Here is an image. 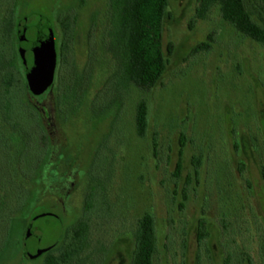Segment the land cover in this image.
Instances as JSON below:
<instances>
[{"label": "rangeland", "instance_id": "obj_1", "mask_svg": "<svg viewBox=\"0 0 264 264\" xmlns=\"http://www.w3.org/2000/svg\"><path fill=\"white\" fill-rule=\"evenodd\" d=\"M23 1L19 12L51 24L56 66L42 93L26 94L46 110L40 121L47 147L40 159L33 141L30 153L10 166L21 176L32 156L40 159L32 179L23 181L27 202L0 222V264H43L44 256L27 255L61 251L63 234L78 218L89 228L80 264H131L136 221L146 212L155 220L153 264H223L226 257L229 264H264V46L238 33L217 6L196 19L197 0H168L160 80L111 98L107 84L117 64L105 33L107 0ZM243 1L264 28L260 0ZM71 13L77 22L68 41L57 19ZM202 41L210 47L193 52ZM45 81L28 79L34 87ZM140 99L148 105L144 137L134 124ZM6 127L0 120V141L11 158L21 150L13 144L28 146L32 131L13 140L17 131ZM180 141L182 166L175 171ZM5 161L0 154V176ZM91 188L95 205L84 211ZM202 217L209 235L197 242ZM28 231L40 239L26 238Z\"/></svg>", "mask_w": 264, "mask_h": 264}, {"label": "trees", "instance_id": "obj_2", "mask_svg": "<svg viewBox=\"0 0 264 264\" xmlns=\"http://www.w3.org/2000/svg\"><path fill=\"white\" fill-rule=\"evenodd\" d=\"M83 3L84 0H79ZM195 18L202 19L207 13L217 6L220 16L228 22L238 33L254 40L264 46V28L252 18L245 8L243 0H197ZM23 0H0V120L7 127L14 128L17 135H12L13 140L19 139V135L31 133V141L28 146L15 143L19 149L18 155L11 158L3 149L0 141V154L5 162L0 176V222L10 219V215L17 213L28 200V191L24 188V180L33 177L36 163L43 158L46 151V137L41 132V112L45 113L42 104L31 105L26 94L32 93L33 85L28 82L25 65L22 62L18 48L17 27L19 22L26 16L19 12ZM105 33L108 40L111 56L116 60L117 68L111 74L112 81L108 82L107 92L111 98L121 96L130 87L148 90L154 87L160 80L165 68L166 58L162 44V23L167 12L168 0H107ZM260 10L264 13V0H260ZM61 34L66 40H73L76 14H68L62 19L58 18ZM52 27V26H51ZM211 40V35H207ZM66 40L58 45V63L63 61L64 51L67 49ZM209 41L199 42L193 47V52L207 50ZM166 52L171 53L170 46ZM114 82L111 84L110 83ZM106 93V92H105ZM39 114V115H38ZM134 124L136 134L144 137L148 124V105L146 100L140 99L135 104ZM33 141L39 145L40 158L38 161L31 157L30 166L26 163L25 169L20 174L10 169L22 160L23 155L30 153ZM18 142V141H16ZM34 146V147H35ZM184 141H180L179 159L175 171L181 169V155ZM16 156V157H15ZM195 173L197 169L194 168ZM261 178L264 181V161L260 169ZM16 178V179H15ZM17 180V181H15ZM29 180V179H28ZM20 181V182H19ZM10 185L14 190L8 188ZM22 186V187H21ZM97 195L96 188H91L85 195L84 211H90L94 207ZM209 235L208 224L204 217L199 218L195 228L197 242ZM64 246L57 253L42 252L37 257L44 256L43 264H80L83 255L88 248L89 228L87 220L78 218L77 221L63 234ZM134 248L132 251L131 264H153L157 251V237L155 220L151 213L146 212L136 221L134 231ZM81 264H84L82 262ZM181 264H184L182 262ZM223 264H229V259H223Z\"/></svg>", "mask_w": 264, "mask_h": 264}, {"label": "water", "instance_id": "obj_3", "mask_svg": "<svg viewBox=\"0 0 264 264\" xmlns=\"http://www.w3.org/2000/svg\"><path fill=\"white\" fill-rule=\"evenodd\" d=\"M18 48L25 65L27 75L46 78L40 87H33L36 94L42 93L52 81L56 66V51L54 34L51 24L42 16L31 14L24 17L17 27ZM50 52L49 63L45 60ZM33 232H30L32 234ZM40 239V238H38ZM41 250L28 254V258H35Z\"/></svg>", "mask_w": 264, "mask_h": 264}, {"label": "flooded vegetation", "instance_id": "obj_4", "mask_svg": "<svg viewBox=\"0 0 264 264\" xmlns=\"http://www.w3.org/2000/svg\"><path fill=\"white\" fill-rule=\"evenodd\" d=\"M27 230H29V229H27ZM31 232V231H30ZM30 232L28 231V234L26 235V238L28 237H31L32 239H36V240H38V236H35L33 233L32 234H30Z\"/></svg>", "mask_w": 264, "mask_h": 264}]
</instances>
